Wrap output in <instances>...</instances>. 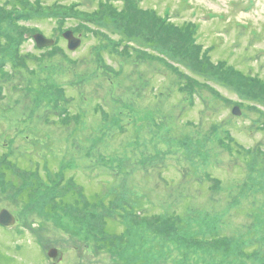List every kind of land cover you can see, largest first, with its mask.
Wrapping results in <instances>:
<instances>
[{
	"label": "rangeland",
	"instance_id": "1",
	"mask_svg": "<svg viewBox=\"0 0 264 264\" xmlns=\"http://www.w3.org/2000/svg\"><path fill=\"white\" fill-rule=\"evenodd\" d=\"M2 209L0 264H264V0H0Z\"/></svg>",
	"mask_w": 264,
	"mask_h": 264
},
{
	"label": "water",
	"instance_id": "2",
	"mask_svg": "<svg viewBox=\"0 0 264 264\" xmlns=\"http://www.w3.org/2000/svg\"><path fill=\"white\" fill-rule=\"evenodd\" d=\"M63 35L69 40L70 49H76L80 45L81 39L79 37H76L72 30H67L66 32H64ZM34 38L39 47L52 45L54 43L53 39L45 37L42 33L35 34ZM233 112L235 114H239L240 113L239 107H235ZM15 222H16L15 215H13L8 209L1 210L0 223L2 225L11 226L15 224ZM48 255L54 260L55 262L54 264H58V262L63 258V252L55 247L49 250Z\"/></svg>",
	"mask_w": 264,
	"mask_h": 264
},
{
	"label": "trees",
	"instance_id": "3",
	"mask_svg": "<svg viewBox=\"0 0 264 264\" xmlns=\"http://www.w3.org/2000/svg\"><path fill=\"white\" fill-rule=\"evenodd\" d=\"M102 236L99 238L100 240L103 239V235L110 234V236H116L118 233L116 231H111L108 229V227L102 228ZM125 239V238H123ZM105 248L112 247L114 245V242L112 240H109V242L103 243ZM120 256V255H119ZM148 258L143 257V258H132L130 256H120L119 258L116 259V264H136L135 262H139L137 264H148Z\"/></svg>",
	"mask_w": 264,
	"mask_h": 264
},
{
	"label": "flooded vegetation",
	"instance_id": "4",
	"mask_svg": "<svg viewBox=\"0 0 264 264\" xmlns=\"http://www.w3.org/2000/svg\"><path fill=\"white\" fill-rule=\"evenodd\" d=\"M0 225H1V223H0ZM4 228H7V229H15L14 226H9V227H4Z\"/></svg>",
	"mask_w": 264,
	"mask_h": 264
}]
</instances>
